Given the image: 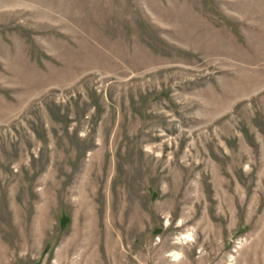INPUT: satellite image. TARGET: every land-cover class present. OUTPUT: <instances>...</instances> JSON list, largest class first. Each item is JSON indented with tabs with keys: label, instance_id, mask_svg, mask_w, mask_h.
I'll return each mask as SVG.
<instances>
[{
	"label": "rangeland",
	"instance_id": "rangeland-1",
	"mask_svg": "<svg viewBox=\"0 0 264 264\" xmlns=\"http://www.w3.org/2000/svg\"><path fill=\"white\" fill-rule=\"evenodd\" d=\"M0 264H264V0H0Z\"/></svg>",
	"mask_w": 264,
	"mask_h": 264
}]
</instances>
